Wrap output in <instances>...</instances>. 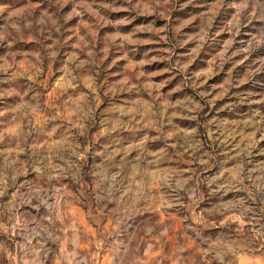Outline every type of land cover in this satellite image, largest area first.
Instances as JSON below:
<instances>
[{
	"label": "rangeland",
	"instance_id": "rangeland-1",
	"mask_svg": "<svg viewBox=\"0 0 264 264\" xmlns=\"http://www.w3.org/2000/svg\"><path fill=\"white\" fill-rule=\"evenodd\" d=\"M0 264H264V0H0Z\"/></svg>",
	"mask_w": 264,
	"mask_h": 264
}]
</instances>
